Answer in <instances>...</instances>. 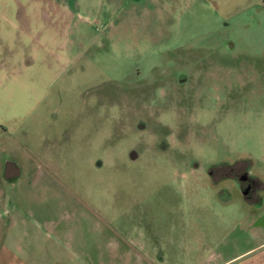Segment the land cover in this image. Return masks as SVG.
<instances>
[{"label":"rangeland","instance_id":"obj_1","mask_svg":"<svg viewBox=\"0 0 264 264\" xmlns=\"http://www.w3.org/2000/svg\"><path fill=\"white\" fill-rule=\"evenodd\" d=\"M19 2L66 14L37 28L61 70L24 128L52 159L0 181V264H264V0Z\"/></svg>","mask_w":264,"mask_h":264},{"label":"crops","instance_id":"obj_2","mask_svg":"<svg viewBox=\"0 0 264 264\" xmlns=\"http://www.w3.org/2000/svg\"><path fill=\"white\" fill-rule=\"evenodd\" d=\"M35 2L37 3L39 0H35ZM12 4L16 6L15 13L11 12ZM50 9L48 13H45L43 8L40 9L39 14L29 15L19 0H0V150L11 152L13 148L6 145L2 146L1 143H12L17 141L18 137L23 141L22 146L24 147L20 151L23 155L22 162L6 159L2 165L0 164V181L8 183L11 189L16 188L14 184L17 183L43 181L48 172L47 166H50L51 161L49 160L52 159L40 154L41 135L38 136L41 144L36 142L30 146L27 135L28 131L32 133V130L24 128V124L30 119L39 122L37 108L43 96L39 98L35 96L29 100L25 94L28 83L34 84V79L39 80L41 78L36 69L47 68L51 77L49 82L55 80L61 70L60 57L57 60L55 58L51 60L52 51L45 45V34L43 31L37 30L38 27L42 29L47 27L49 28L47 29L49 35L56 38L60 37L61 30L56 28L54 21H61L62 15L66 13L57 11L55 5L51 6ZM33 21H36L38 26L30 25ZM50 21H53V25L48 24ZM52 55L54 56V53ZM14 87H19L17 92L13 91ZM13 93L18 94L13 95ZM34 113L35 115H33ZM38 152L39 154H37ZM131 157L135 159L136 154L132 152ZM45 158L47 159L44 160ZM229 177L231 176L222 178L227 179ZM118 243H116L117 247H119ZM90 252H92L91 247ZM90 252H86L88 263L103 262L102 255L96 256L94 260ZM120 254L122 256L123 252Z\"/></svg>","mask_w":264,"mask_h":264}]
</instances>
